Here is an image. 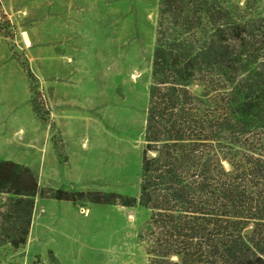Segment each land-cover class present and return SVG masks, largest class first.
I'll list each match as a JSON object with an SVG mask.
<instances>
[{"label":"rangeland","instance_id":"obj_1","mask_svg":"<svg viewBox=\"0 0 264 264\" xmlns=\"http://www.w3.org/2000/svg\"><path fill=\"white\" fill-rule=\"evenodd\" d=\"M13 1L0 0V163L37 183L39 223L53 212L45 203L61 199L62 186L69 212L52 216L67 224L64 235L40 232L62 262L41 248L27 260L26 242L18 248L0 242V264H148L151 211L120 206L117 197L139 199L159 0H75L84 28L74 61L53 58L56 48H46L52 26L44 21L60 0H17L16 9ZM231 1L254 15L264 11V0ZM16 11L15 24L9 14ZM37 18L43 32L30 29ZM27 35L32 46L23 41ZM99 194L111 204L93 203Z\"/></svg>","mask_w":264,"mask_h":264},{"label":"trees","instance_id":"obj_2","mask_svg":"<svg viewBox=\"0 0 264 264\" xmlns=\"http://www.w3.org/2000/svg\"><path fill=\"white\" fill-rule=\"evenodd\" d=\"M38 192L0 163V242L25 244ZM117 199L151 211L148 264H264V11L159 0L139 199Z\"/></svg>","mask_w":264,"mask_h":264},{"label":"crops","instance_id":"obj_3","mask_svg":"<svg viewBox=\"0 0 264 264\" xmlns=\"http://www.w3.org/2000/svg\"><path fill=\"white\" fill-rule=\"evenodd\" d=\"M14 8L16 9L17 0L13 1ZM8 11L9 8L6 7ZM52 14L51 17L47 18L44 21V24L49 26L51 25V28L45 29V40H46V48L48 51H50L51 48H56L55 55H53V58H65L68 60L74 61V58H77L79 55V51L81 49V43L82 40H80V33L83 31L84 28V19L82 12L79 11H73V9H76V2L75 0H60L59 2L54 1L52 5ZM31 15L34 16V14L31 12ZM10 18L13 19V22H17V11L9 14ZM37 23L33 25L30 29L38 28L39 26H42L41 32H43V25L39 24L38 18ZM51 33V35H50ZM28 36V37H27ZM26 36V39H24V43L32 46L33 44L31 41L33 40V37L29 35ZM38 40V39H37ZM39 40H43V36L39 37ZM28 43H27V42ZM55 46L51 44H54ZM39 45H42V42L40 44H35L37 48ZM60 47V49H58ZM70 50H72V54H70ZM60 51V56L59 52ZM72 124H75L74 122H71ZM77 127V126H75ZM80 149V148H79ZM75 168L78 167V162L74 166ZM64 189L63 195L59 201L56 200H50L51 203H45V208L53 210V212L47 213V219L45 223H39L41 221V218L43 216L42 210L38 213L37 203L35 204V208L33 211V218H32V224L29 230V234L27 237V241L24 247V252L27 253V260L30 259L31 254H36L37 252H40L38 249L41 248L51 250L54 252L55 256L60 260V257L58 256L53 244L49 243L48 240H45L43 237H40V232L47 231L50 232L52 235L60 236L64 235L63 230H67V224L63 222L62 220L57 221L52 216H54L56 211H59L62 213L63 216H67V213L69 212V205L65 203V196L67 193V190L64 186H62ZM70 203L73 207H77L74 205V203L70 199ZM37 212V215H36ZM90 213V212H89ZM92 213V212H91ZM90 213V215H91ZM40 214V215H39ZM89 215V214H88ZM82 216V215H81ZM84 218V217H83ZM90 218L89 222L86 223V225L90 224ZM92 222V221H91ZM41 227H40V226ZM85 225V227H86ZM47 239H52L51 237L46 236ZM63 243V242H62ZM29 256V257H28ZM62 262V261H61Z\"/></svg>","mask_w":264,"mask_h":264}]
</instances>
